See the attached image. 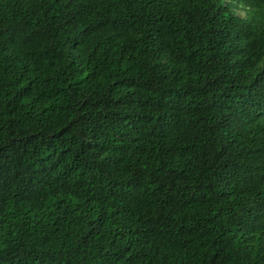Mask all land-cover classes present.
<instances>
[{"label":"trees","instance_id":"obj_1","mask_svg":"<svg viewBox=\"0 0 264 264\" xmlns=\"http://www.w3.org/2000/svg\"><path fill=\"white\" fill-rule=\"evenodd\" d=\"M0 264H264V0H0Z\"/></svg>","mask_w":264,"mask_h":264},{"label":"rangeland","instance_id":"obj_2","mask_svg":"<svg viewBox=\"0 0 264 264\" xmlns=\"http://www.w3.org/2000/svg\"><path fill=\"white\" fill-rule=\"evenodd\" d=\"M239 12L242 13V14H245L246 13V10L243 9V8H240Z\"/></svg>","mask_w":264,"mask_h":264}]
</instances>
